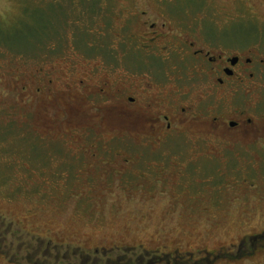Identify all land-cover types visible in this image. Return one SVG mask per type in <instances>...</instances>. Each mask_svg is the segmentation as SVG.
<instances>
[{"label":"rangeland","instance_id":"rangeland-1","mask_svg":"<svg viewBox=\"0 0 264 264\" xmlns=\"http://www.w3.org/2000/svg\"><path fill=\"white\" fill-rule=\"evenodd\" d=\"M235 1L0 0V221L7 230L0 251L17 264H150L163 253L176 264H264V253L234 255L244 234L264 230V149H237L238 141L193 127L162 144L167 153H127L133 150L114 137L112 149L125 152L119 159L114 150L100 153L111 164L74 154L116 131L104 128V115L94 118L103 138L80 139L78 125L93 123L95 112L80 79L91 72L99 87L144 65L131 55L130 36L140 30L134 8L169 17L167 7L205 3L194 16L215 24L233 14ZM215 98L198 101L199 109ZM253 98L264 105V81ZM140 174L147 180L134 181ZM128 178L132 184L121 185Z\"/></svg>","mask_w":264,"mask_h":264},{"label":"flooded vegetation","instance_id":"flooded-vegetation-1","mask_svg":"<svg viewBox=\"0 0 264 264\" xmlns=\"http://www.w3.org/2000/svg\"><path fill=\"white\" fill-rule=\"evenodd\" d=\"M234 3L233 14L215 24L194 16L205 3L197 10L188 7L186 12L167 7L169 17L147 6L134 8L140 30L130 36L136 41L131 55L142 58L144 65L132 66L136 72L128 68L122 75L106 79L99 87L95 81L91 82L95 78L91 72L80 79L79 86L87 90L95 108L89 116L93 123L82 122L77 127L80 139L103 138L94 118L102 119L104 115L110 118L107 122L102 119L104 128L115 124L116 131L104 141L95 139L90 149H75V156L90 154L91 164L98 160L111 164V158L104 160L100 153L114 150V157L119 159L125 152L112 149L108 142L114 137L125 141L128 149L124 150H133L127 153L144 154L136 150L150 148L153 154L167 153L160 149L161 145L193 127L199 128L201 134L238 141L242 145L237 149H264V105L253 98L254 91L264 81V0ZM198 86L199 92L193 95V88ZM211 95L216 97V102L199 109L197 102ZM102 99L108 102L107 107L98 104ZM135 160L123 156L127 165H133ZM131 179H123L121 185H131ZM136 180L146 181V175L140 174ZM4 219L0 221V238L6 239ZM261 253H264V230L244 234L236 244L234 255L242 260ZM7 255L0 251V259L7 264L19 263L15 255L11 258ZM222 256L216 255L213 259ZM165 259H152L150 264ZM177 261L166 260L167 264Z\"/></svg>","mask_w":264,"mask_h":264},{"label":"trees","instance_id":"trees-1","mask_svg":"<svg viewBox=\"0 0 264 264\" xmlns=\"http://www.w3.org/2000/svg\"><path fill=\"white\" fill-rule=\"evenodd\" d=\"M162 255H164V256H165L166 260H169V259H170V256H169V254H166V253L164 254V253H163ZM208 255H209V254H208ZM156 257H158V258H159V257H162V256H159V254H157V255H156ZM154 259H155V258H154ZM155 260H159V259H155ZM158 262H159V261H158ZM173 264H174V263H173Z\"/></svg>","mask_w":264,"mask_h":264},{"label":"bare ground","instance_id":"bare-ground-1","mask_svg":"<svg viewBox=\"0 0 264 264\" xmlns=\"http://www.w3.org/2000/svg\"><path fill=\"white\" fill-rule=\"evenodd\" d=\"M24 25V24H23Z\"/></svg>","mask_w":264,"mask_h":264}]
</instances>
